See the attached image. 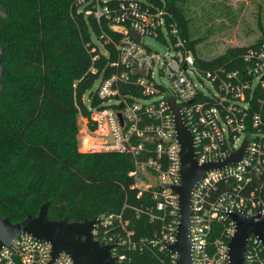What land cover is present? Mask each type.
Listing matches in <instances>:
<instances>
[{
	"label": "built area",
	"instance_id": "built-area-1",
	"mask_svg": "<svg viewBox=\"0 0 264 264\" xmlns=\"http://www.w3.org/2000/svg\"><path fill=\"white\" fill-rule=\"evenodd\" d=\"M70 1L85 19L95 20L100 33H90L103 47L90 35L87 72L95 76L91 85L97 79L99 85L89 95V106L83 98L90 87L82 105L75 103L90 141L83 148L128 156L137 202L96 215L93 239L111 245L115 264H132L133 254L143 252L159 264H177L178 254L168 249L180 223L178 194L172 189L181 184V148L168 107L174 101L193 136L199 165L224 161L246 143L238 162L207 170L190 194L191 264H227L236 230L230 215L264 216V42L205 67L164 0ZM163 26L169 37L166 54L142 41H165ZM204 80L212 91L204 88ZM143 218L152 228L139 233L135 224ZM51 253L49 242L22 233L0 246V264H49ZM51 264L74 262L61 252ZM244 264H264V244L256 235L247 238Z\"/></svg>",
	"mask_w": 264,
	"mask_h": 264
},
{
	"label": "trees",
	"instance_id": "trees-1",
	"mask_svg": "<svg viewBox=\"0 0 264 264\" xmlns=\"http://www.w3.org/2000/svg\"><path fill=\"white\" fill-rule=\"evenodd\" d=\"M164 1L180 34L193 46L188 20L175 2L180 0ZM0 5L8 10L7 18L0 19V217L17 223L35 216L46 201L50 219L72 221L119 211L125 203L136 205L128 156L78 152L73 146L75 103L82 105L95 77L87 72L91 54L86 45L90 31L100 33L95 20L85 19L70 0H0ZM261 42L264 36L253 44ZM247 47L228 48L211 60L196 58L210 67L232 60ZM19 62L35 74L14 71ZM135 227L146 232L152 224L143 218ZM132 264L159 261L143 252L133 254Z\"/></svg>",
	"mask_w": 264,
	"mask_h": 264
},
{
	"label": "water",
	"instance_id": "water-1",
	"mask_svg": "<svg viewBox=\"0 0 264 264\" xmlns=\"http://www.w3.org/2000/svg\"><path fill=\"white\" fill-rule=\"evenodd\" d=\"M8 10L0 5V19L5 20ZM139 39L137 34H133ZM4 48L0 44V95L2 93ZM168 107L174 116L176 138L180 144V175L181 184L172 187L178 194L180 223L176 242L168 246L171 252L178 254L177 264H191L188 236L190 222V194L194 185L209 169L220 168L229 163L238 162L245 150L246 143L221 162H209L199 165L194 158L193 136L184 124L178 107L174 101H169ZM148 176L147 174H145ZM149 177V176H148ZM152 182L153 179L149 177ZM49 201L44 202L35 216L27 215L23 220L13 223L8 217H0V246L9 243L22 233H29L52 246L51 264L59 253H67L74 264H115L116 258L111 255V245L103 244L92 236V229L98 222L96 218H86L83 221H72L67 217L50 219L47 215ZM236 230L229 242V260L227 264H244V253L249 235H256L264 244V216L256 213L246 216L242 213L231 214Z\"/></svg>",
	"mask_w": 264,
	"mask_h": 264
},
{
	"label": "rangeland",
	"instance_id": "rangeland-1",
	"mask_svg": "<svg viewBox=\"0 0 264 264\" xmlns=\"http://www.w3.org/2000/svg\"><path fill=\"white\" fill-rule=\"evenodd\" d=\"M175 2L188 20L189 39L194 44L193 50L196 57L201 60H211L231 47L248 46L264 36V0H180ZM91 37L103 51L100 40L93 34ZM161 38L165 41L151 37H143L142 41L160 54H166L169 37L165 26L162 27ZM15 66L14 71L18 72L22 69L29 75L35 74V71L27 67L25 62H19ZM203 84L204 88L212 91L207 80H204ZM98 85L97 79L85 92L83 99L87 106H89V95L97 89ZM75 126L73 146L78 152L89 153L83 148L90 141L85 139V127L78 115L75 117ZM81 166V164L77 165V167Z\"/></svg>",
	"mask_w": 264,
	"mask_h": 264
}]
</instances>
